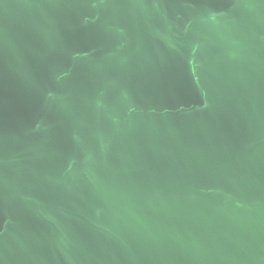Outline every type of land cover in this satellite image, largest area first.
Listing matches in <instances>:
<instances>
[{
  "label": "water",
  "instance_id": "1",
  "mask_svg": "<svg viewBox=\"0 0 264 264\" xmlns=\"http://www.w3.org/2000/svg\"><path fill=\"white\" fill-rule=\"evenodd\" d=\"M0 264H264V0H0Z\"/></svg>",
  "mask_w": 264,
  "mask_h": 264
}]
</instances>
